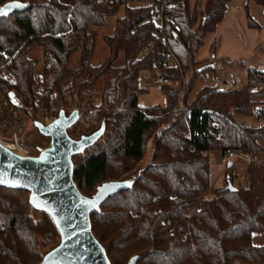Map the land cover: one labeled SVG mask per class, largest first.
I'll return each mask as SVG.
<instances>
[{
	"label": "trees",
	"instance_id": "obj_1",
	"mask_svg": "<svg viewBox=\"0 0 264 264\" xmlns=\"http://www.w3.org/2000/svg\"><path fill=\"white\" fill-rule=\"evenodd\" d=\"M13 1L29 7L0 18V52L19 50L12 66L18 79L13 89L24 106L32 105L39 63L30 54L41 46L42 102L53 115L54 108L80 111L69 135L80 139L106 122L102 139L73 158L82 194L92 197L103 183L139 177L91 216L93 233L111 263L128 264L135 256L137 264L264 261V247L253 244L254 233H264V164L248 169L247 186L236 187L226 174L225 185L213 187L211 178L213 153H264V126L236 120V115L259 119L264 91L255 93L249 85L232 91L205 87L190 102L200 73L194 69L200 63L197 52L217 31L232 0H206L204 9L177 0L164 32L154 20L152 0H0V6ZM248 2L264 8V0ZM122 10L113 32L103 36L109 54L95 65L97 30ZM166 42L182 73L191 75L184 89L181 71H173L172 82L181 85L161 87L166 106L142 108L139 97L146 90L141 73L158 68ZM121 53L125 62L116 68ZM263 70L250 68L248 79ZM151 146V161L143 167ZM209 190L213 197L200 201ZM29 196L0 188V264H40L60 243L53 219L36 211Z\"/></svg>",
	"mask_w": 264,
	"mask_h": 264
},
{
	"label": "water",
	"instance_id": "obj_2",
	"mask_svg": "<svg viewBox=\"0 0 264 264\" xmlns=\"http://www.w3.org/2000/svg\"><path fill=\"white\" fill-rule=\"evenodd\" d=\"M28 7L18 1L6 3L0 10H6L7 15L0 18L26 11ZM79 119V109L70 115L62 109L51 125L35 121L38 131L51 140L49 147L38 148L37 156H21L0 144V181H3L0 188L28 192L32 207L51 216L59 231V245L40 264H112L93 233L91 216L109 198L131 189L139 178L103 183L92 197L82 194L74 180L73 158L102 139L106 122L94 133L73 139L69 130ZM228 188L237 190L232 184ZM138 261L135 256L128 264Z\"/></svg>",
	"mask_w": 264,
	"mask_h": 264
},
{
	"label": "rangeland",
	"instance_id": "obj_3",
	"mask_svg": "<svg viewBox=\"0 0 264 264\" xmlns=\"http://www.w3.org/2000/svg\"><path fill=\"white\" fill-rule=\"evenodd\" d=\"M206 0H191L194 8L198 6L204 9ZM123 16V10L120 13L107 20V26L98 29L99 38L97 50L94 58V64L99 65L109 54V48L103 41V36L111 34L119 17ZM252 19L255 25L252 26L249 20ZM31 58L43 59V49L41 46L36 47L30 54ZM76 55L73 57V64L77 61ZM196 60L200 62L194 69L200 71L195 85L190 95V102L197 96L199 91L205 87L226 90V87H239L245 85L248 80L247 72L250 68L262 69L264 66V8L254 2H249V8L246 10L229 8L225 14L224 20L218 26L215 33L209 34L197 52ZM125 57L121 53L115 63V67L124 65ZM193 73V72H192ZM190 73L181 75V84L185 89ZM154 71H145L141 73L140 85L146 92L139 97V105L142 108L152 106H166L167 97L163 94L162 88L152 84L151 79ZM179 82H173L174 87H178ZM180 84V85H181ZM53 117L56 119L59 115L57 109H53ZM53 113V112H52ZM67 114H69L66 111ZM236 120L246 126L263 127L257 116H241L236 115ZM50 138L43 136L38 129L30 122L24 143L27 146L29 156H37L38 148H47L50 145ZM150 147L143 167L151 161ZM211 178L212 184L225 185L226 161H218L215 153L211 156ZM137 174V173H136ZM134 174V176L136 175ZM236 187L239 183H234ZM242 185L247 186V180L243 179ZM253 244L257 247H264V233H254ZM236 264H245L244 262H236ZM264 264V261L258 263Z\"/></svg>",
	"mask_w": 264,
	"mask_h": 264
},
{
	"label": "built area",
	"instance_id": "obj_4",
	"mask_svg": "<svg viewBox=\"0 0 264 264\" xmlns=\"http://www.w3.org/2000/svg\"><path fill=\"white\" fill-rule=\"evenodd\" d=\"M177 0H152L151 7L154 12V20L160 31L164 32L165 24L171 20L169 11L175 8ZM166 53L164 59L159 63L158 68L154 71L151 79L152 84L156 86L172 85L173 71L179 69L181 64L175 53L165 43ZM149 51V47H145L143 53ZM17 51L2 50L0 57L3 60L0 64V144L10 151L21 155L29 156L27 147L24 143V136L30 122L39 121L43 125H51L54 122L52 110H50L40 98L41 71L43 69V59L39 60L34 76V99L32 105L24 106L23 100L19 93L13 89L18 83L17 76L12 70L13 63L18 54ZM181 71V75H182ZM249 85L253 92L261 93L264 91V70L257 76L247 80L245 85L239 87L227 86V91L241 89L243 86ZM264 123V113L259 117ZM226 161V174L232 178L234 183H241L243 179L248 182V169L250 167H259L264 164V153L258 155H249L237 151H227L221 153ZM230 165V166H229ZM213 197L212 190H209L200 197V201H205ZM158 212V211H157ZM171 225V221L165 222ZM175 233V228L170 230Z\"/></svg>",
	"mask_w": 264,
	"mask_h": 264
},
{
	"label": "crops",
	"instance_id": "obj_5",
	"mask_svg": "<svg viewBox=\"0 0 264 264\" xmlns=\"http://www.w3.org/2000/svg\"><path fill=\"white\" fill-rule=\"evenodd\" d=\"M246 6H248V8H249V2H248V0H232L230 3H229V5H228V8H227V10L229 9V8H237V9H243V8H245L246 9ZM227 12V11H226ZM226 14V13H225ZM225 18V17H224ZM221 24V23H220ZM219 24V25H220ZM215 157H216V159L218 160V161H224V159H223V157H222V155H221V153H215ZM226 167H227V165H226ZM223 177L225 178V175H223ZM213 185V187H219V186H221V185H216V184H212Z\"/></svg>",
	"mask_w": 264,
	"mask_h": 264
},
{
	"label": "snow or ice",
	"instance_id": "obj_6",
	"mask_svg": "<svg viewBox=\"0 0 264 264\" xmlns=\"http://www.w3.org/2000/svg\"><path fill=\"white\" fill-rule=\"evenodd\" d=\"M7 15L6 10H0V16H5ZM3 181H0V183H2Z\"/></svg>",
	"mask_w": 264,
	"mask_h": 264
},
{
	"label": "flooded vegetation",
	"instance_id": "obj_7",
	"mask_svg": "<svg viewBox=\"0 0 264 264\" xmlns=\"http://www.w3.org/2000/svg\"><path fill=\"white\" fill-rule=\"evenodd\" d=\"M69 114L68 115H70V112H68Z\"/></svg>",
	"mask_w": 264,
	"mask_h": 264
}]
</instances>
